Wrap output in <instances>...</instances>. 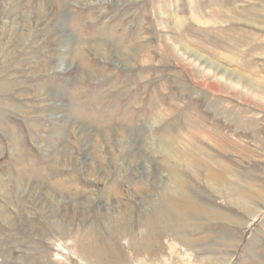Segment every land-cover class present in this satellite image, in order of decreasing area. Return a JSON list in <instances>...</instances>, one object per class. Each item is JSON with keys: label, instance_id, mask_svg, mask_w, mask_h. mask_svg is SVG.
I'll return each instance as SVG.
<instances>
[{"label": "rangeland", "instance_id": "1", "mask_svg": "<svg viewBox=\"0 0 264 264\" xmlns=\"http://www.w3.org/2000/svg\"><path fill=\"white\" fill-rule=\"evenodd\" d=\"M0 264H264V0H0Z\"/></svg>", "mask_w": 264, "mask_h": 264}, {"label": "bare ground", "instance_id": "2", "mask_svg": "<svg viewBox=\"0 0 264 264\" xmlns=\"http://www.w3.org/2000/svg\"><path fill=\"white\" fill-rule=\"evenodd\" d=\"M189 47V46H188ZM188 47H186V46H183V48H184V50H186V51H190V49L188 48ZM197 55V54H196ZM202 56V55H201ZM211 62V61H210ZM217 67V66H216ZM212 69V68H211ZM218 70V69H217ZM223 73V72H222ZM244 74V73H243ZM249 86V85H248ZM250 86L252 87V89L254 90V91H257V92H254L256 95L255 96H257L258 95V98L260 97V91H261V88L259 87L260 85H257V84H255L254 82H251V84H250ZM249 89H251L250 87H248ZM253 92V91H252Z\"/></svg>", "mask_w": 264, "mask_h": 264}]
</instances>
